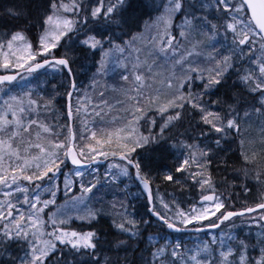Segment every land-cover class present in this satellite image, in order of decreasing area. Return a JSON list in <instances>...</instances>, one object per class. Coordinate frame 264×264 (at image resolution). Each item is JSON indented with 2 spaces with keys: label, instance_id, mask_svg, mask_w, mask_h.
I'll return each mask as SVG.
<instances>
[{
  "label": "snow or ice",
  "instance_id": "6c2138e0",
  "mask_svg": "<svg viewBox=\"0 0 264 264\" xmlns=\"http://www.w3.org/2000/svg\"><path fill=\"white\" fill-rule=\"evenodd\" d=\"M0 264H264V0H0Z\"/></svg>",
  "mask_w": 264,
  "mask_h": 264
},
{
  "label": "trees",
  "instance_id": "16d2710c",
  "mask_svg": "<svg viewBox=\"0 0 264 264\" xmlns=\"http://www.w3.org/2000/svg\"><path fill=\"white\" fill-rule=\"evenodd\" d=\"M152 15L154 16V15H156V13H152ZM148 19H149V16L147 14V11H145V13L143 15V18L140 21L141 30L143 28V22L145 20H148ZM79 69L80 68H76L75 69V72H76L75 79L77 81L78 87L81 88V89H88L89 80L87 79V75L84 76V77H81V75L77 74ZM43 79L44 78L42 77L41 80L43 81ZM56 82L57 83L60 82V78L59 77L56 78ZM60 92L64 93V89L61 88ZM65 95H66V93L63 94V95L57 96L56 102H55V106H54V109H53L51 114L45 113V115L47 116V119H48V123L51 124L55 128V130L58 129V131L61 130L59 126L63 125L65 123V121H66V118H65ZM72 102H73L74 105L77 103L75 97H73ZM61 111H63V113H64L63 115H61ZM78 124H79V121H77V126H78ZM162 185H164V187L163 188L160 187V188L164 189V191H174L172 186H166L165 183H163ZM175 192H177V190ZM177 193H180V192H177ZM186 195H189V194H186ZM241 195H242V193H241ZM136 210L139 213H143L144 212L143 210L140 211L139 208L138 209L136 208ZM164 231L167 232L166 230H164ZM249 232L251 233V237L253 239V242H255V240L257 239L258 229L255 228V227H251V228L244 227L243 232L241 233V235H244V234L249 233ZM153 234L154 235H159V234H157L155 232H153ZM171 236L172 237H176V238H180V239H185L187 237H191L192 235L173 234Z\"/></svg>",
  "mask_w": 264,
  "mask_h": 264
},
{
  "label": "rangeland",
  "instance_id": "374dc122",
  "mask_svg": "<svg viewBox=\"0 0 264 264\" xmlns=\"http://www.w3.org/2000/svg\"><path fill=\"white\" fill-rule=\"evenodd\" d=\"M142 30H143V28H142ZM94 71H95V69L92 67L91 62H88L86 64L85 68L79 69L78 72H77V74L81 75V77H84V76L87 75V79L89 80V84H88L89 87H88V89H82V90H86L89 97H94L95 96L94 90L90 87V85H91V76H92V72H94ZM114 83L119 84V83H122V82L119 81V77L113 75V73L111 71H109V73H108V75L106 77H104V78H102L100 80L101 86H104V85L108 86V96H109V98H111L112 96L116 95V93H112L111 92V86ZM78 126H79V124H78ZM56 131H58V129ZM62 179H63V177H61V180ZM61 187H62V185H61ZM162 190L163 189L160 188L159 195L164 197L166 200H170L171 199L170 194L174 195L177 200H181L182 199V200L186 201L187 198H188V196L186 194L181 196V194L177 193V192H165V191H162ZM77 191H78V189H77ZM133 191H135V188H133ZM62 198H63V193L61 192L60 193V199H62ZM141 202L143 203V197H140L138 199H134L132 201V203L135 205V208H137V209L139 208L140 211L143 210V204ZM184 207H187V204H185ZM237 223H240V222L238 221ZM252 227H255V226H252ZM168 238L169 239H173V240L180 239V238L172 237L170 235H169ZM197 239L199 241H204L206 239H210V237L208 235H204V236H199L197 238V236L192 235L191 237H187V238L181 239V240H183L186 244H188L189 247H193L195 245V243L197 242ZM163 242H164L163 240L160 241L161 244Z\"/></svg>",
  "mask_w": 264,
  "mask_h": 264
},
{
  "label": "bare ground",
  "instance_id": "6f19581e",
  "mask_svg": "<svg viewBox=\"0 0 264 264\" xmlns=\"http://www.w3.org/2000/svg\"><path fill=\"white\" fill-rule=\"evenodd\" d=\"M163 183L160 184V187L163 188L164 185H162ZM164 190V189H163ZM165 192H171V191H165ZM177 192H179V190H177Z\"/></svg>",
  "mask_w": 264,
  "mask_h": 264
},
{
  "label": "water",
  "instance_id": "95a60500",
  "mask_svg": "<svg viewBox=\"0 0 264 264\" xmlns=\"http://www.w3.org/2000/svg\"><path fill=\"white\" fill-rule=\"evenodd\" d=\"M67 102H68V101H67V96H66V105H67ZM168 231H170V230H168Z\"/></svg>",
  "mask_w": 264,
  "mask_h": 264
}]
</instances>
